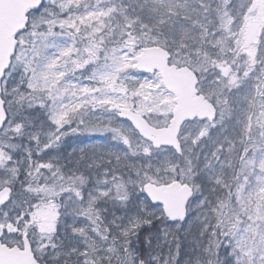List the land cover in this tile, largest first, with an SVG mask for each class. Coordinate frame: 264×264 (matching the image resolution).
Segmentation results:
<instances>
[{
	"label": "snow or ice",
	"instance_id": "snow-or-ice-1",
	"mask_svg": "<svg viewBox=\"0 0 264 264\" xmlns=\"http://www.w3.org/2000/svg\"><path fill=\"white\" fill-rule=\"evenodd\" d=\"M0 264H264V0H0Z\"/></svg>",
	"mask_w": 264,
	"mask_h": 264
}]
</instances>
